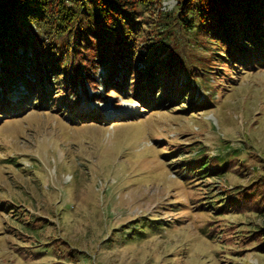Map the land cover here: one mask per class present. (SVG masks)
I'll list each match as a JSON object with an SVG mask.
<instances>
[{
    "label": "rangeland",
    "instance_id": "374dc122",
    "mask_svg": "<svg viewBox=\"0 0 264 264\" xmlns=\"http://www.w3.org/2000/svg\"><path fill=\"white\" fill-rule=\"evenodd\" d=\"M150 1L157 51L177 1ZM177 35L162 44L185 43L186 64L145 113L104 89L100 66L62 104L0 115V264H264V65ZM200 68L206 87L189 78Z\"/></svg>",
    "mask_w": 264,
    "mask_h": 264
},
{
    "label": "trees",
    "instance_id": "16d2710c",
    "mask_svg": "<svg viewBox=\"0 0 264 264\" xmlns=\"http://www.w3.org/2000/svg\"><path fill=\"white\" fill-rule=\"evenodd\" d=\"M149 1L0 0V95H5L0 98V115L14 112L21 117L22 111L45 107L42 97L52 100L48 109L54 101L62 104L74 86L89 81L100 66L106 71L104 89L114 96L133 91L127 99L137 101L139 112L145 113L155 107L152 97L163 88L161 81L165 86L173 83L172 70L186 64L185 43L178 41L173 51L165 49L166 41L177 33L188 43L208 37L217 47L220 62L227 59V64L238 67L264 65V56L260 57L264 0H176V15L163 16V31L168 30L160 40L165 45L159 43L157 51L144 32ZM163 54L165 60L159 59ZM200 72L189 78L206 87V73L202 68ZM3 84L5 88L24 85L31 96L40 89L41 96L34 104L27 96L12 101L8 90L1 91ZM188 89L186 83L179 91L188 97L192 95ZM201 166L205 169L206 164Z\"/></svg>",
    "mask_w": 264,
    "mask_h": 264
}]
</instances>
